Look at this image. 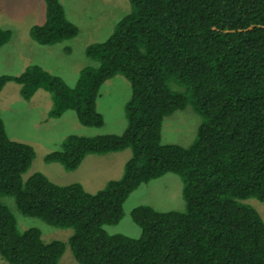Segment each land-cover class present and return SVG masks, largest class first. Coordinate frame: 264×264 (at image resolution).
Masks as SVG:
<instances>
[{
    "label": "trees",
    "instance_id": "16d2710c",
    "mask_svg": "<svg viewBox=\"0 0 264 264\" xmlns=\"http://www.w3.org/2000/svg\"><path fill=\"white\" fill-rule=\"evenodd\" d=\"M41 1L44 19L29 38L39 46L74 39L78 28L59 0ZM127 2L111 35L84 48L96 66L83 67L72 87L35 64L0 75V90L15 83L26 101L42 90L50 96L47 118L72 111L85 127L102 126L95 100L105 81L120 75L131 89L120 134L68 135L43 158L69 172L88 155L128 149L121 176L94 193L41 173L22 180L33 149L9 140L0 118V259L61 264L69 248L77 264H264V222L244 203H264V0ZM9 39L0 27V47ZM186 106L200 118L193 142L161 144L163 119ZM166 173L182 183L183 210L139 205L129 213L137 238L108 234L127 197ZM2 198L24 217L71 230L68 240L46 243L37 228L19 231Z\"/></svg>",
    "mask_w": 264,
    "mask_h": 264
},
{
    "label": "rangeland",
    "instance_id": "374dc122",
    "mask_svg": "<svg viewBox=\"0 0 264 264\" xmlns=\"http://www.w3.org/2000/svg\"><path fill=\"white\" fill-rule=\"evenodd\" d=\"M66 18L78 28L77 36L52 46L36 47L33 55L23 54L29 42V29L41 24L44 19V5L41 0H0V27L10 32L8 42L0 47V75L16 76L29 61L46 67L52 76L59 78L69 87L76 82L80 70L86 66H96L84 54V48L91 43L105 41L112 33L116 22L130 9L127 0H59ZM31 40V39H30ZM32 41V40H31ZM32 44H37L32 41ZM69 49L65 51V48ZM27 50V49H26ZM28 60V61H27ZM48 72V71H47ZM171 84V88H173ZM178 90V87H176ZM174 89V88H173ZM131 93L130 84L120 75L111 77L99 88L95 108L102 118V126L85 127L78 123L72 111L64 112L59 118H47L51 108L48 93L37 90L29 99L24 100L15 83H7L0 90V118L9 140L24 143L32 147L34 157L29 169L22 175L26 180L33 173H41L50 182L65 186L79 183L86 192L94 193L102 188L109 179H118L122 173L118 168L121 158L129 150L105 155H88L79 167L73 171H64L57 163H45L46 154L60 148L61 141L68 135L92 137L106 134H120L126 125L124 105ZM47 100V101H46ZM200 124L199 116L186 106L163 119L160 131V143L175 144L181 147L190 145ZM182 183L171 173L141 184L123 204V218L115 226L106 227L108 234H122L137 238L139 228L132 223L130 211L139 205L164 211H181L184 201L181 197ZM13 215L17 228L24 231L37 228L44 242H66L71 230L57 229L35 218L20 215L13 207V200L2 198ZM253 207L264 222V203L256 199L244 201ZM61 264H77L69 248H65L60 259ZM0 264H7L0 259Z\"/></svg>",
    "mask_w": 264,
    "mask_h": 264
},
{
    "label": "crops",
    "instance_id": "0c3cea01",
    "mask_svg": "<svg viewBox=\"0 0 264 264\" xmlns=\"http://www.w3.org/2000/svg\"><path fill=\"white\" fill-rule=\"evenodd\" d=\"M0 7H3V3H0ZM36 47H41V46H39V45H37V44H32V41L30 40V38H29V42H28V44H27V46H26V49H25V51L23 52V54L27 57V59H28V56H30V55H33V53H32V50L34 49V48H36ZM44 47H46V46H44ZM84 50V49H83ZM28 61V60H27ZM31 63L28 61L27 62V64H26V66H28V65H30ZM35 65H38L39 66V64H37V63H34ZM42 69H44L45 71H48V72H50L49 70H48V68H46V67H41ZM35 94V93H34ZM47 101V100H46ZM127 150V149H126ZM125 151V150H124ZM122 152V151H121ZM116 153H119V152H116ZM130 156V155H129ZM129 156L126 154L125 155V157H123V158H121L120 159V161H118L119 162V165H118V168L116 169V170H118L119 169V171H120V166H122L121 168H123V164L125 163V161L129 158ZM109 180H113V179H109Z\"/></svg>",
    "mask_w": 264,
    "mask_h": 264
},
{
    "label": "clouds",
    "instance_id": "9594fccd",
    "mask_svg": "<svg viewBox=\"0 0 264 264\" xmlns=\"http://www.w3.org/2000/svg\"><path fill=\"white\" fill-rule=\"evenodd\" d=\"M5 129V128H4ZM6 132V131H5Z\"/></svg>",
    "mask_w": 264,
    "mask_h": 264
}]
</instances>
